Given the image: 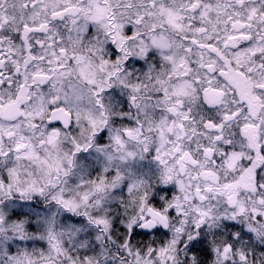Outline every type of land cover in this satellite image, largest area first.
Here are the masks:
<instances>
[{"label":"flooded vegetation","instance_id":"1","mask_svg":"<svg viewBox=\"0 0 264 264\" xmlns=\"http://www.w3.org/2000/svg\"><path fill=\"white\" fill-rule=\"evenodd\" d=\"M105 6L110 30L101 34L103 86L93 87L89 98H81V87H85L81 86V58H92L97 50L92 26L81 38L83 3L0 0V173L13 169L12 153L18 143L14 131L27 118L28 103L46 101L43 114L31 108L28 112L44 118L50 129L75 133L80 103L74 101H95L105 121L100 135L106 141L112 135L134 138L139 167L153 173L151 186L142 173L139 194L125 196L113 190L105 196L112 202L107 213H115L117 204L132 202L129 205L136 215L141 210L137 229L148 222L147 212L153 209L168 219L167 229L156 222L154 232H138L158 241L166 237L167 244L175 201L161 210L149 202L160 199L157 187L166 185L165 178L177 180L171 174L174 169H168L173 153L191 182L222 186L226 194L232 190L233 208L238 191L247 195L248 204L260 200L263 206L264 0H122ZM169 11L171 17H167ZM162 20L172 26L166 37L172 42L168 63L156 47L143 45L159 33ZM116 21L122 24L120 31L116 26L114 30ZM179 79L187 87L183 101L163 92H174ZM57 110L70 115L69 128L50 122ZM163 122L169 123L167 128ZM162 126L168 138L167 158L159 153ZM242 218L237 224L229 223L235 227L236 239L242 235L250 239L235 243L239 252L256 243L252 232L246 231L252 220Z\"/></svg>","mask_w":264,"mask_h":264},{"label":"rangeland","instance_id":"2","mask_svg":"<svg viewBox=\"0 0 264 264\" xmlns=\"http://www.w3.org/2000/svg\"><path fill=\"white\" fill-rule=\"evenodd\" d=\"M80 1L83 3V8L86 11V15L81 18L83 23L81 29L82 41L87 27L92 26L96 30V32L94 31V35L96 36L95 46L97 48L95 55L92 58L87 55L85 58L87 60L85 61L81 58V86L85 85V87H81L80 96L81 98H89L90 90L93 87L98 89L103 86L100 78L103 75L104 68L101 63V56L103 55L105 42L104 36L101 34L110 30L105 4L107 2L120 3L122 0ZM167 15V17H171L172 13L169 11ZM160 24L161 29H159V33L155 37L150 38V41H144L143 45L146 48L148 46L156 47L168 63L171 60L166 54L170 51L172 42L167 38L169 35L168 31L172 30V26L169 25L170 23L167 20L166 22L162 20ZM115 26L120 31L122 24L120 21H116V24L114 23V30ZM176 73V75H179L178 72ZM174 90V92L170 93L169 89V92L164 89L163 92H165L166 97L171 95L177 101H183L187 95L186 82L179 79ZM45 102L36 101L28 103L25 108L27 118H23L16 125L14 135L17 136L18 143L14 148V153H12L13 164L10 165L13 169L4 172V174H7L5 182L1 180L2 171L0 173V197L12 199L13 196L22 195L31 200L36 195L41 196L44 188L51 190L56 186L54 190L56 197H54V194L51 196L53 199L60 201L61 205H65L68 208L82 210L89 217H96V221L102 225L99 231H95L86 225L81 230H73L70 227L67 233L77 236V234L83 235V233L94 230L96 239L100 241L101 236L104 237L105 235L104 229L107 231L110 228L107 209L112 202L105 196L109 195L110 192L112 193L117 186L121 185L120 181L124 178L122 174L124 170L120 167H125V172H127L124 173L127 174V180L125 181H127L128 193L132 194L134 189L140 187L142 183L140 173L136 171L139 167L137 152L132 148V144L136 141L131 136H128L129 139H127V137H115V135H112L111 140H109L108 136V140L106 141V136L100 135L98 132L105 129V121L102 117V111L98 110V108L96 109L95 101H74L80 103V107L76 109L77 121L75 122V129L78 132L70 133L55 128L50 129L46 126L44 118L41 119L38 114H35L36 112H28L31 108L32 110H37V113L40 111V114H43L46 108ZM102 103L104 101H101ZM70 107L75 109L72 105ZM168 124V122L162 123L165 128L168 127ZM30 126L37 128H31V130ZM163 126L161 128L163 131L160 139L159 153L161 157L166 156L167 158L168 149L166 144L168 138ZM96 132H98L97 135L91 137ZM176 156L178 157L175 153L170 156L172 160L169 159L168 169H174V172H171V174L177 180L171 181L170 178H165L166 186H174L177 192L176 200L172 206L175 217H171L173 219V223L170 226L171 237L167 244L156 249L149 248L143 252L129 247L130 234L133 227L137 226L141 215L140 210L135 219L131 220L127 225V241L122 246L124 248L123 255L126 258L125 261H120L114 252H107L108 255L106 256V251H103L102 254L104 256L101 258L79 263L76 259L70 258L71 254L68 253L69 251L64 250L61 228L56 230L62 224L61 221L65 217L66 212H64V209L57 208L53 204L55 210L46 212L41 224L44 225L48 241L50 242V255L47 259L45 258L42 262L30 259H11L6 261L7 264H178L177 256L179 255V249H182L184 244L198 239L200 232L204 230L209 231V229H212L211 227L220 226L222 223L237 224L243 216L246 219L252 220V227L248 224L250 228L247 227V232H252L256 238L264 236V205L262 206L260 200L258 202L251 201L248 204L246 201L247 195L242 193V191H238L236 193L238 199L237 205L233 208L230 203L236 197L230 193L232 190L226 194L222 186H203L191 182L189 180V172L184 173V175L182 174L180 169L181 164ZM93 160L99 161L103 165V173L114 168L116 175L112 179L114 180L112 185L104 186L105 182H102V184H91L87 181L88 179L84 180L86 164L88 161ZM163 162L166 163L165 161ZM121 164L123 166H120ZM49 197H43V199L47 200ZM4 203H0L2 204L0 205V209L3 207L2 210L7 207L15 208L19 205L15 202V204ZM3 216L2 214L0 215V223ZM5 218L2 219L3 223H1L2 226L4 225V229ZM2 238L0 240V254L11 244V236L9 234H4ZM244 258L245 255L241 251L237 250L234 252L228 246H224L216 252V264H245Z\"/></svg>","mask_w":264,"mask_h":264},{"label":"trees","instance_id":"3","mask_svg":"<svg viewBox=\"0 0 264 264\" xmlns=\"http://www.w3.org/2000/svg\"><path fill=\"white\" fill-rule=\"evenodd\" d=\"M163 63L164 61L161 59V65H163ZM163 69L161 73H165ZM118 113H120V111H118ZM121 168L124 172L126 171L125 167ZM5 170L6 169H2L3 175L1 176V180L4 182L7 180V174H4V172H6ZM143 170L147 171L143 172ZM85 171L86 175L84 176V180L88 179L87 181L91 184H102V182H105L106 184L104 186L112 185V179L115 178L116 175L114 168H111L106 173H103V165L99 161H88ZM136 171L140 173V177L142 176V173H144L149 185H152V170H148L147 168H143L141 166L138 167ZM124 172H122L124 175L122 180L124 186L121 187V189L117 186L116 189L120 190L114 191H118L120 195L126 196L130 193L127 191V181H125L127 180V174H125L127 172ZM161 177H163L162 173ZM158 186L159 187L157 188L160 193V199L157 202L151 201L149 203L152 204L155 209L159 208L161 210L163 209V206L171 205L176 200L177 192L173 186L170 187L163 184ZM55 188L56 186H54L51 190L49 188H44L45 190L42 191L41 196L36 195L31 200L23 197L22 195L13 196L12 199L0 197V203H4V201L7 200L5 202L6 204L14 202L19 204L18 207L15 208L7 207L2 210V207L0 209V215H4L3 218L6 217L4 219L5 229L4 225L2 226L1 224L3 223V218L1 217L0 240L3 239L2 237L6 233L11 236V244H9L8 248L0 254V264H7L6 261L11 259H30L32 261L39 262H42L45 258L47 259L50 255V242L48 241L47 233L45 232L46 229L44 225L41 224L44 220L43 216L46 212L54 211L55 206L57 208L64 209V212H66L65 217L61 221L62 224L59 225L56 230L61 228L63 248L64 250H67V252L69 251L68 253L71 254H69L70 258L76 259L79 263H83L96 258H101L104 256L102 252L106 251V256L108 253L114 252L120 261H125L126 258L123 255L124 248H122V246H124L128 234L127 225L136 217V212L134 213L133 211L134 208H131V205H129L130 201L127 202L126 206H123V204H117L114 207L116 212H110L107 214L108 222L110 221V228L107 231L104 229L105 235L104 237L101 236V240L99 241L96 239V235L93 231H99L102 228V225L96 221V217H89L82 210L80 211L61 205L60 201L51 197L53 194L54 197H56L54 191ZM139 193H141V190L137 188L134 189L132 194L135 195ZM48 196H50L49 199H43V197ZM130 204H132V202ZM47 207L48 209L46 210ZM86 225L94 230L83 233V235L77 234V236L67 233L68 228L70 227H72L73 230H81ZM211 228L212 229H209V231L204 230L203 232H200L198 239L193 240L187 249L179 250V255L177 256V262H179L178 264H216V252L220 248H223L226 244L231 243L233 246L232 251L236 252L237 250L239 251V249L235 248V243H239L240 241H250V239L247 240L242 238L244 236L242 234L240 240L238 238L236 239L235 236L237 232L232 224L227 223L224 224L223 227L216 225ZM165 238L161 236L159 238L161 240H153L152 237L139 233L136 227H133L129 238V247L137 249L140 252L149 248L156 249L165 245L167 240V238ZM255 242V246H252L254 245L252 244L241 249V252L245 255V264H264V238L259 239V237H257ZM181 251H184V253Z\"/></svg>","mask_w":264,"mask_h":264},{"label":"water","instance_id":"4","mask_svg":"<svg viewBox=\"0 0 264 264\" xmlns=\"http://www.w3.org/2000/svg\"><path fill=\"white\" fill-rule=\"evenodd\" d=\"M18 116V113H16ZM51 123H61L65 128L70 127L71 117L68 113H66L64 110H57L53 112L52 118L50 120ZM147 216L149 218L148 222L144 223L143 225L139 226L137 228V231L143 232V233H152L156 230L158 227V224L156 222H159L160 226L164 228V230L167 229L168 219L158 214L153 209H149L147 212Z\"/></svg>","mask_w":264,"mask_h":264}]
</instances>
